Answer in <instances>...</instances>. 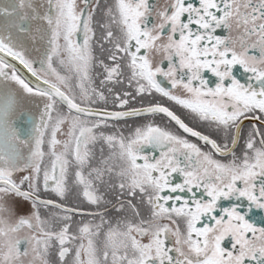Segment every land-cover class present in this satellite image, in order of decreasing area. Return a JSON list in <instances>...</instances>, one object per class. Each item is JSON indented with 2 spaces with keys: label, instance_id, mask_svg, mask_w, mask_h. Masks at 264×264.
<instances>
[{
  "label": "snow or ice",
  "instance_id": "snow-or-ice-1",
  "mask_svg": "<svg viewBox=\"0 0 264 264\" xmlns=\"http://www.w3.org/2000/svg\"><path fill=\"white\" fill-rule=\"evenodd\" d=\"M261 213L264 0L0 3V264H264Z\"/></svg>",
  "mask_w": 264,
  "mask_h": 264
},
{
  "label": "flooded vegetation",
  "instance_id": "flooded-vegetation-1",
  "mask_svg": "<svg viewBox=\"0 0 264 264\" xmlns=\"http://www.w3.org/2000/svg\"><path fill=\"white\" fill-rule=\"evenodd\" d=\"M3 2H4V0H0V3H3ZM236 75H237V77L240 78L241 80H243V79L245 78V77L242 75L241 71L238 70V69H237V71H236ZM205 79H207V80L209 81L210 86H213V87H214V85H215V77H213L210 73H207V74H205ZM177 108H178V106H177ZM182 112H183V110H179V113H182ZM179 113H178V114H179ZM186 122L191 123L190 121H186ZM245 126H247V122H245ZM193 140H194V138H193ZM216 158H217V159H221L222 162H228V160L231 159V157H228L227 159L222 158V157H216ZM179 179H180L179 177H176V181H177V182H179ZM220 204H221V206H223V207H228V206H230L229 201H225V200L220 201ZM260 215H264V213H261ZM256 219H257V222L259 223V216H258Z\"/></svg>",
  "mask_w": 264,
  "mask_h": 264
}]
</instances>
